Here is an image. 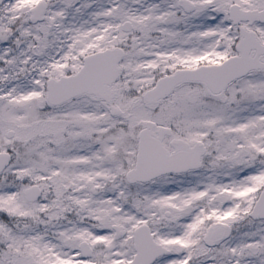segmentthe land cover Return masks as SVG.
Here are the masks:
<instances>
[{
  "label": "snow or ice",
  "instance_id": "6c2138e0",
  "mask_svg": "<svg viewBox=\"0 0 264 264\" xmlns=\"http://www.w3.org/2000/svg\"><path fill=\"white\" fill-rule=\"evenodd\" d=\"M0 264H264V0H0Z\"/></svg>",
  "mask_w": 264,
  "mask_h": 264
}]
</instances>
